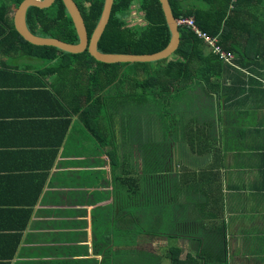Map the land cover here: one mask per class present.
Instances as JSON below:
<instances>
[{
	"label": "trees",
	"instance_id": "obj_1",
	"mask_svg": "<svg viewBox=\"0 0 264 264\" xmlns=\"http://www.w3.org/2000/svg\"><path fill=\"white\" fill-rule=\"evenodd\" d=\"M23 1L0 0V75H10L17 84H22L18 78L25 80L27 117L34 128L43 126L44 117L60 119L57 148L68 136L74 117L95 141H106V159L95 151L94 160L100 170L106 171L108 165L109 187L105 184L104 190L112 196L108 204L96 208L103 219H92V249L101 257L100 264H162L164 256L150 250L157 238L172 244L169 264H226V226L217 219L222 209L215 199L217 177L211 171L217 172L216 160L223 159L215 149L216 127L202 117L207 134L195 147L184 135L191 154L184 152L175 171L168 164L166 138L170 134L181 139L182 126L175 123L180 124L178 119L188 109L194 115L190 122L200 112L193 104L182 109L175 99L191 96L193 103L199 91L207 101L224 85L230 69H224L211 46L185 27H178L179 45L172 59L149 64L106 65L87 52L71 55L56 47L35 46L12 26V13ZM73 1L90 38L104 0ZM168 2L174 19L192 17L201 32L217 39L229 59L233 54L247 57L250 47L255 59L264 55V0ZM134 5L142 25L127 19ZM26 20L37 36L78 42L62 0L47 9L29 8ZM169 40L158 0H114L97 49L105 55L147 56L161 52ZM199 106L215 116L214 106ZM21 115L25 113L1 109L0 121ZM189 127L196 133L191 124ZM205 157L213 160L205 161ZM98 176L96 173V187L101 186ZM178 240L194 247L192 255L179 258Z\"/></svg>",
	"mask_w": 264,
	"mask_h": 264
},
{
	"label": "crops",
	"instance_id": "obj_2",
	"mask_svg": "<svg viewBox=\"0 0 264 264\" xmlns=\"http://www.w3.org/2000/svg\"><path fill=\"white\" fill-rule=\"evenodd\" d=\"M253 52L250 47L245 58L233 54L231 63L221 61L230 71L207 101L199 91L193 103L191 96L175 99L182 109L193 104L200 112L195 123L190 122L194 116L190 109L178 119L180 124L175 123L182 126L181 139L170 134L166 138L168 164L175 171L184 152L191 154L184 135L195 147L207 134L202 117L216 127L219 149H215L223 159L216 160L218 173L211 171L217 177L215 199L222 209L217 219L226 226V264H264V55L255 59ZM18 81L23 85L10 75H0V110L25 113L0 121V264H100L101 257L92 249V219H103L96 208L112 198L104 190L110 174L108 165L104 171L86 164H94L95 151L106 159V141H95L74 117L68 136L57 148L60 119L44 117L43 126L34 128L27 117V84L22 78ZM203 103L210 109L214 106L215 116L199 106ZM209 158L205 161L213 160ZM82 175H88L87 180ZM82 181L79 187L77 182ZM84 190L88 192L80 196ZM152 242L156 243L150 250L164 256L162 264H169L172 244L158 238ZM178 245L180 259L194 252L186 240H178Z\"/></svg>",
	"mask_w": 264,
	"mask_h": 264
},
{
	"label": "water",
	"instance_id": "obj_3",
	"mask_svg": "<svg viewBox=\"0 0 264 264\" xmlns=\"http://www.w3.org/2000/svg\"><path fill=\"white\" fill-rule=\"evenodd\" d=\"M56 0H24L12 13V26L27 42L35 46L56 47L62 52L71 55H79L87 52L96 62L106 65L117 64H149L170 58L179 45V28L172 15L168 0H158L164 15L165 22L170 32L168 45L161 52L147 56L131 55H105L98 52L97 43L104 32L109 21L114 5V0H104L100 18L95 26L90 38L87 36L83 18L73 0H62L67 13L73 23L77 34L78 42L68 44L60 39L51 37H41L33 34L27 26V11L31 7L40 9L50 8Z\"/></svg>",
	"mask_w": 264,
	"mask_h": 264
},
{
	"label": "built area",
	"instance_id": "obj_4",
	"mask_svg": "<svg viewBox=\"0 0 264 264\" xmlns=\"http://www.w3.org/2000/svg\"><path fill=\"white\" fill-rule=\"evenodd\" d=\"M175 21L178 27H185L191 30V32L195 34L197 38L202 39L204 42H207L211 46L213 53L217 54L221 60H223L224 62H230L231 59L226 57L217 45V39L211 38L204 32H201L197 28V25L195 24L192 17H181L179 19H175Z\"/></svg>",
	"mask_w": 264,
	"mask_h": 264
},
{
	"label": "rangeland",
	"instance_id": "obj_5",
	"mask_svg": "<svg viewBox=\"0 0 264 264\" xmlns=\"http://www.w3.org/2000/svg\"><path fill=\"white\" fill-rule=\"evenodd\" d=\"M130 22H135V23H137V24H140V25H142L143 23H142V17H141V14L140 13H138L137 11H136V8H134L133 7V12L132 13H130L129 14V16H128V18H127ZM91 153H92V151H89L88 152V154L89 155H91ZM194 159V158H193ZM197 160V159H196ZM195 160H193V162H194ZM196 162V161H195ZM197 163V162H196ZM91 166V167H93V168H95L96 167V165H94V164H91V162H89V163H87L86 164V166ZM81 170V168H79L77 171H80ZM87 176L88 175H82V178L84 179V180H87ZM77 185L79 186V187H82L83 185H84V182L82 181V182H77ZM76 188V187H75ZM86 192H88V191H86V190H84V191H80V193H78V194H80V196H83V194H86Z\"/></svg>",
	"mask_w": 264,
	"mask_h": 264
}]
</instances>
